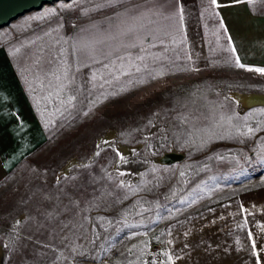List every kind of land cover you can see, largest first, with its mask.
<instances>
[{"label":"rangeland","instance_id":"1","mask_svg":"<svg viewBox=\"0 0 264 264\" xmlns=\"http://www.w3.org/2000/svg\"><path fill=\"white\" fill-rule=\"evenodd\" d=\"M100 1L27 12L0 28V49L46 42ZM0 52L19 76L51 75L36 51ZM107 68L32 96L43 139L0 181V264H163L158 226L264 185V66Z\"/></svg>","mask_w":264,"mask_h":264},{"label":"crops","instance_id":"2","mask_svg":"<svg viewBox=\"0 0 264 264\" xmlns=\"http://www.w3.org/2000/svg\"><path fill=\"white\" fill-rule=\"evenodd\" d=\"M84 8L90 10L82 20L66 32L53 29L46 42L0 49L36 51V63L46 67L38 71L51 73L31 80L20 67L19 76L10 55L0 52V181L43 139L32 96H58V80H80L63 73L101 78L108 64H125L143 79L155 70L170 75L235 61L264 66V0H109ZM125 51H132L130 59ZM22 56L21 65L31 57ZM158 227L163 264H264V185Z\"/></svg>","mask_w":264,"mask_h":264},{"label":"water","instance_id":"3","mask_svg":"<svg viewBox=\"0 0 264 264\" xmlns=\"http://www.w3.org/2000/svg\"><path fill=\"white\" fill-rule=\"evenodd\" d=\"M57 0H0V28L14 19Z\"/></svg>","mask_w":264,"mask_h":264},{"label":"bare ground","instance_id":"4","mask_svg":"<svg viewBox=\"0 0 264 264\" xmlns=\"http://www.w3.org/2000/svg\"><path fill=\"white\" fill-rule=\"evenodd\" d=\"M239 102H245V100L244 99H239Z\"/></svg>","mask_w":264,"mask_h":264}]
</instances>
